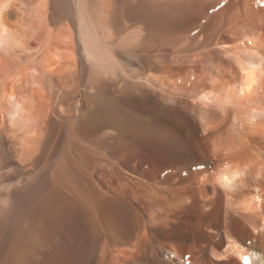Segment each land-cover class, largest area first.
Returning a JSON list of instances; mask_svg holds the SVG:
<instances>
[{"label": "bare ground", "instance_id": "1", "mask_svg": "<svg viewBox=\"0 0 264 264\" xmlns=\"http://www.w3.org/2000/svg\"><path fill=\"white\" fill-rule=\"evenodd\" d=\"M245 257L264 0H0V264Z\"/></svg>", "mask_w": 264, "mask_h": 264}, {"label": "snow or ice", "instance_id": "2", "mask_svg": "<svg viewBox=\"0 0 264 264\" xmlns=\"http://www.w3.org/2000/svg\"><path fill=\"white\" fill-rule=\"evenodd\" d=\"M244 264H249V260L247 257H245V259H244Z\"/></svg>", "mask_w": 264, "mask_h": 264}]
</instances>
